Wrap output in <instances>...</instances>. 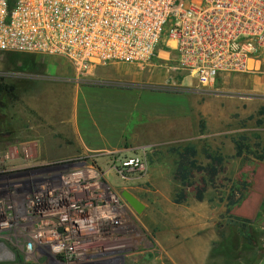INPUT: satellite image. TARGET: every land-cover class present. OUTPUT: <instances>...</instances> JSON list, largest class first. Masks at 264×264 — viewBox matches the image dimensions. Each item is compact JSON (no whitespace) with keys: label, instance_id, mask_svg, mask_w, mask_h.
<instances>
[{"label":"rangeland","instance_id":"1","mask_svg":"<svg viewBox=\"0 0 264 264\" xmlns=\"http://www.w3.org/2000/svg\"><path fill=\"white\" fill-rule=\"evenodd\" d=\"M173 57L160 46L144 69L78 68L61 55L0 52L4 179L92 169L93 207L112 197L126 221V231L115 234L119 249L99 254L95 264H264V183L255 171H264V72L226 75L203 89L175 70ZM187 146L197 150L200 167L211 165L208 155L223 159L213 185L205 172L186 182L176 175L177 154ZM11 148L16 158H6ZM25 148H32L29 163ZM129 158L146 168L122 171ZM242 184V198L229 206ZM125 190L144 204L140 214L122 197ZM241 228L253 234L252 243L238 239ZM20 257L46 264L44 255Z\"/></svg>","mask_w":264,"mask_h":264},{"label":"built area","instance_id":"2","mask_svg":"<svg viewBox=\"0 0 264 264\" xmlns=\"http://www.w3.org/2000/svg\"><path fill=\"white\" fill-rule=\"evenodd\" d=\"M160 46L203 89L226 75L262 73L264 0H0V52L61 55L78 68L144 69ZM17 154L11 148L6 158ZM22 154L32 161V148ZM145 168L140 158L121 167ZM93 177L85 168L6 181L0 166V229H11L46 264H95L119 249L115 234L126 221L114 198L93 207Z\"/></svg>","mask_w":264,"mask_h":264},{"label":"trees","instance_id":"3","mask_svg":"<svg viewBox=\"0 0 264 264\" xmlns=\"http://www.w3.org/2000/svg\"><path fill=\"white\" fill-rule=\"evenodd\" d=\"M6 87L3 86L2 90H5ZM240 152L237 151V155L239 156ZM178 162L176 166V175L180 178L182 182L189 181L194 173H206L208 176V181L210 185L214 184V180L217 177V175L222 171V158L220 156L218 157H212L209 156V159L211 160V165L208 168H203L197 165L196 161V156H197V150L193 146H187L183 148L180 152H178ZM240 188H234L232 189V192L230 196L228 197V205L233 206L239 202V200L242 198L244 189H245V184L239 185ZM206 188L200 187L196 190L195 198L198 201H202L204 199V192ZM184 195H182L179 198H176L174 202L176 204H181L184 201ZM242 229V230H241ZM238 233H239V238L240 240H245L247 242L252 243L253 239V234L251 235L248 231L245 232L243 231L245 228H241ZM237 239L234 237L232 241H230L227 245V248L232 252L233 247L237 244ZM240 243V242H239ZM252 245V244H251ZM229 254V252H226ZM227 254V255H228ZM229 257V255H228Z\"/></svg>","mask_w":264,"mask_h":264},{"label":"flooded vegetation","instance_id":"4","mask_svg":"<svg viewBox=\"0 0 264 264\" xmlns=\"http://www.w3.org/2000/svg\"><path fill=\"white\" fill-rule=\"evenodd\" d=\"M11 231V229H0V264H26L22 263L23 259L20 256L21 254L29 255L27 243L25 240L16 238Z\"/></svg>","mask_w":264,"mask_h":264},{"label":"water","instance_id":"5","mask_svg":"<svg viewBox=\"0 0 264 264\" xmlns=\"http://www.w3.org/2000/svg\"><path fill=\"white\" fill-rule=\"evenodd\" d=\"M124 200L128 203V205L138 214H140L144 209V204L137 199L133 194L128 191H123L121 193Z\"/></svg>","mask_w":264,"mask_h":264},{"label":"bare ground","instance_id":"6","mask_svg":"<svg viewBox=\"0 0 264 264\" xmlns=\"http://www.w3.org/2000/svg\"><path fill=\"white\" fill-rule=\"evenodd\" d=\"M261 192V191H260ZM112 198V197H111ZM258 201V197H255V200H254V203H253V207H252V209L254 208V206H255V204H256V202ZM251 207V206H250ZM85 227L86 226H84V224L83 223H77L76 224V229H77V231L78 232H81V231H83L84 229H85ZM88 239V238H87ZM92 239V238H91ZM100 243H102L100 240L99 241H96L95 243H94V246H97V245H100ZM92 246V245H91ZM8 257H9V255H8ZM184 258V257H183ZM182 259V258H181ZM184 260V259H183ZM187 263V262H186Z\"/></svg>","mask_w":264,"mask_h":264},{"label":"crops","instance_id":"7","mask_svg":"<svg viewBox=\"0 0 264 264\" xmlns=\"http://www.w3.org/2000/svg\"><path fill=\"white\" fill-rule=\"evenodd\" d=\"M109 68H99L100 72L102 71V73H105L108 71ZM100 76V78L102 77V75H98ZM262 168H257L256 171V175H260V181H262V183H264V171L261 170Z\"/></svg>","mask_w":264,"mask_h":264}]
</instances>
